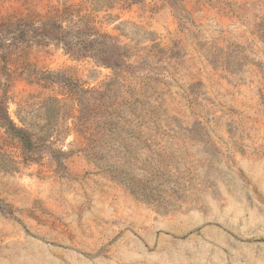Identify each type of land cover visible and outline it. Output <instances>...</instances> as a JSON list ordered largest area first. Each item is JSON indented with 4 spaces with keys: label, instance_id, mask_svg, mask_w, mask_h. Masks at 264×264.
Returning <instances> with one entry per match:
<instances>
[{
    "label": "rangeland",
    "instance_id": "rangeland-1",
    "mask_svg": "<svg viewBox=\"0 0 264 264\" xmlns=\"http://www.w3.org/2000/svg\"><path fill=\"white\" fill-rule=\"evenodd\" d=\"M0 264H264V0H0Z\"/></svg>",
    "mask_w": 264,
    "mask_h": 264
}]
</instances>
